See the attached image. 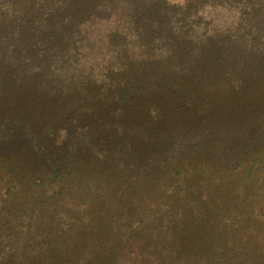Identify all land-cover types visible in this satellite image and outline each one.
Listing matches in <instances>:
<instances>
[{"label":"rangeland","instance_id":"rangeland-1","mask_svg":"<svg viewBox=\"0 0 264 264\" xmlns=\"http://www.w3.org/2000/svg\"><path fill=\"white\" fill-rule=\"evenodd\" d=\"M0 264H264V0H0Z\"/></svg>","mask_w":264,"mask_h":264},{"label":"trees","instance_id":"trees-1","mask_svg":"<svg viewBox=\"0 0 264 264\" xmlns=\"http://www.w3.org/2000/svg\"><path fill=\"white\" fill-rule=\"evenodd\" d=\"M132 87H134V85H132ZM119 98H122L123 96L121 95V94H119V96H118Z\"/></svg>","mask_w":264,"mask_h":264}]
</instances>
